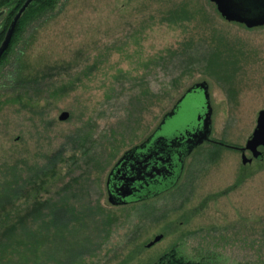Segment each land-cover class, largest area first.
<instances>
[{
  "label": "rangeland",
  "instance_id": "374dc122",
  "mask_svg": "<svg viewBox=\"0 0 264 264\" xmlns=\"http://www.w3.org/2000/svg\"><path fill=\"white\" fill-rule=\"evenodd\" d=\"M13 1L0 0V30ZM19 34L0 61V169L8 152L33 170L0 220L42 209L29 224L51 264H155L173 248L264 264V148L244 164L205 142L172 189L130 204L106 185L196 82L210 86L212 137L247 144L264 109V24L231 22L212 0H60Z\"/></svg>",
  "mask_w": 264,
  "mask_h": 264
},
{
  "label": "water",
  "instance_id": "95a60500",
  "mask_svg": "<svg viewBox=\"0 0 264 264\" xmlns=\"http://www.w3.org/2000/svg\"><path fill=\"white\" fill-rule=\"evenodd\" d=\"M35 0H25L14 15L0 45V59L9 48L22 16ZM229 21L248 27L264 24V0H212ZM4 11L0 12V15ZM213 106L207 81L196 82L168 111L152 134L127 150L110 170L107 178L108 200L113 205H125L155 197L172 189L179 181L186 158L197 147L212 139ZM70 117L69 111L60 120ZM177 126H175L176 122ZM264 146V109L259 112L257 126L242 149H251L258 157ZM243 163L251 161L246 154ZM158 235L148 246L159 241Z\"/></svg>",
  "mask_w": 264,
  "mask_h": 264
},
{
  "label": "trees",
  "instance_id": "16d2710c",
  "mask_svg": "<svg viewBox=\"0 0 264 264\" xmlns=\"http://www.w3.org/2000/svg\"><path fill=\"white\" fill-rule=\"evenodd\" d=\"M10 1V0H6ZM25 0H17L16 6L8 15L6 22H4L3 28L0 30V45L4 39L5 32L8 29L12 20V15H15L18 9L21 7ZM60 0H35L32 5L22 16L16 32L13 36L12 42L2 56L7 55L12 44L15 43L20 36L19 31H24L28 23L36 20L46 13L54 10ZM7 28V29H6ZM4 34V36H3ZM2 38V41H1ZM0 59V61L2 60ZM7 155V156H6ZM4 167L0 169V214L3 209L9 207V202L15 203L23 195L25 187V181L29 179L30 173L26 176L23 175V169L21 168V159H17L15 155H8V152L4 153ZM7 158V159H5ZM25 174V173H24ZM28 181V180H27ZM26 181V182H27ZM64 205V204H63ZM34 209H27L26 214L23 216L19 213L16 215L17 210L14 212V217L1 218V228L3 232L0 234V264H51V261L45 260L44 256L47 254V246L44 241L39 243L38 234L41 227L36 231L32 229L29 224L30 221H36L40 218L39 213ZM23 217L26 223L22 221ZM55 220L52 219V225L55 226L56 231L59 229L58 224H55ZM61 232V231H59ZM53 264H61L60 262H54ZM155 264H211L203 260H192L181 255L177 249L173 248L163 254Z\"/></svg>",
  "mask_w": 264,
  "mask_h": 264
},
{
  "label": "flooded vegetation",
  "instance_id": "af4514ba",
  "mask_svg": "<svg viewBox=\"0 0 264 264\" xmlns=\"http://www.w3.org/2000/svg\"><path fill=\"white\" fill-rule=\"evenodd\" d=\"M1 11H4V13L3 14H1L0 15V18L1 17H3L6 13H7V9H2ZM0 11V12H1ZM14 17V16H13ZM13 19V18H12ZM12 21V20H11ZM231 22H237V23H241V24H244V25H246L245 23H242V22H238V21H231ZM19 24V23H18ZM18 26V25H17ZM247 26V25H246ZM248 27V26H247ZM256 27V26H255ZM251 28V27H250ZM17 29V28H16ZM6 32H7V30H6ZM6 32H5V34H6ZM15 32H16V30H15ZM15 34V33H14ZM5 37V36H4ZM213 132V131H212ZM211 137H212V134H211ZM208 142H215V143H217V144H219V145H221V146H225V147H229V148H234V149H236V150H239L241 153H242V157H243V155L244 154H246L247 155V152L248 151H250V152H252V154H253V157H249V158H252V160L251 161H248L247 163H249V162H252L253 160H254V158H256L257 156L253 153V150H251V149H246V150H244V149H242L243 147H245L246 145H236V144H231V143H228V142H226V141H221V140H216V139H214L213 137H212V139L210 140V141H208ZM261 148H264V146H260L259 147V150L261 151ZM248 156V155H247ZM259 157V156H258ZM246 163V164H247ZM245 164V163H244Z\"/></svg>",
  "mask_w": 264,
  "mask_h": 264
}]
</instances>
